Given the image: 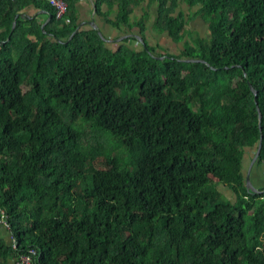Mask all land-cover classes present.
Returning <instances> with one entry per match:
<instances>
[{"label": "trees", "instance_id": "1", "mask_svg": "<svg viewBox=\"0 0 264 264\" xmlns=\"http://www.w3.org/2000/svg\"><path fill=\"white\" fill-rule=\"evenodd\" d=\"M151 1L180 54L144 34L112 52L69 7L65 24L48 1L0 0V207L17 243L0 242L4 262L35 249L39 264H264V186L247 183L262 137L252 180L264 171V0H182L203 39L178 0ZM114 2L115 26L147 31L148 15L131 22L141 0L97 5ZM31 4L48 26L19 15Z\"/></svg>", "mask_w": 264, "mask_h": 264}, {"label": "crops", "instance_id": "2", "mask_svg": "<svg viewBox=\"0 0 264 264\" xmlns=\"http://www.w3.org/2000/svg\"><path fill=\"white\" fill-rule=\"evenodd\" d=\"M65 1L71 11L77 31H96L102 38L105 47L112 52H117L123 45H125L127 40H130L127 45L139 48V45H137L133 39H137L135 38L137 36L141 37V34H144L147 44L155 48L158 52L178 55L184 49V42L176 43L168 33L160 34L154 31L153 25L157 18L158 10V4L156 1L141 0L140 4L134 8L131 15L132 23L139 21L145 15H148L151 18V23L148 24L147 31L144 33L136 26L130 29L124 25L115 26L113 24L116 22L117 13L120 8L118 2H114V5H108L106 3L97 5L98 0ZM197 10L198 9H191L182 0H178L175 9V16L183 14L185 20L189 22L193 39H203L208 36L209 30L202 17L196 15ZM19 15L24 19L36 21L37 24H41L42 27L48 26L50 22L49 14L44 10L36 8L34 4L24 8ZM48 37L51 38L52 36L49 35ZM254 176V181L252 180L254 185L256 187L258 185L264 186L262 180L264 178V171L263 173H255ZM0 242L7 245H10L12 242L11 233L2 226H0ZM14 263L15 260L4 262L0 259V264Z\"/></svg>", "mask_w": 264, "mask_h": 264}, {"label": "built area", "instance_id": "3", "mask_svg": "<svg viewBox=\"0 0 264 264\" xmlns=\"http://www.w3.org/2000/svg\"><path fill=\"white\" fill-rule=\"evenodd\" d=\"M15 1V0H12ZM48 1L50 6L55 12L56 19L69 24V19L67 18L68 5L65 0H44ZM0 226L5 228L8 232L11 233V225L9 222V216L5 209L0 207ZM11 244L13 249H17V243L15 238L11 233ZM14 264H39V255L35 249H29L28 253L22 255L15 259Z\"/></svg>", "mask_w": 264, "mask_h": 264}, {"label": "rangeland", "instance_id": "4", "mask_svg": "<svg viewBox=\"0 0 264 264\" xmlns=\"http://www.w3.org/2000/svg\"><path fill=\"white\" fill-rule=\"evenodd\" d=\"M206 38V37H205ZM85 130L87 132V139L88 143L90 145L94 146H101L103 150L112 151V153L122 159V161L126 162L127 164H131L132 160L129 156L123 154L121 152V148L118 145L117 141L115 142L111 141L110 139H102L100 138L99 134L92 128H89V126H85ZM112 138V136H109V138ZM101 159V158H100ZM252 164V161L250 162V165ZM231 194L230 192H228Z\"/></svg>", "mask_w": 264, "mask_h": 264}, {"label": "water", "instance_id": "5", "mask_svg": "<svg viewBox=\"0 0 264 264\" xmlns=\"http://www.w3.org/2000/svg\"><path fill=\"white\" fill-rule=\"evenodd\" d=\"M16 26V21L14 22V25H13V29L15 28ZM137 38L140 42H142V39L140 36H137L135 37ZM184 61H187V62H203V60H184ZM252 92L254 93L255 97L257 96V91L252 87L250 86ZM257 101V104H258V100ZM258 109H259V112H260V126H261V130H262V120H263V115H262V111L258 105ZM262 148H263V137L261 139V142H260V145H259V149L256 153V156L254 157L253 161H252V164L249 168V171H248V177H247V183H248V187L249 189H252L253 191L255 192H259L258 188L254 185L253 181H252V171H253V168L254 166L256 165V163L258 162L260 156H261V152H262Z\"/></svg>", "mask_w": 264, "mask_h": 264}]
</instances>
